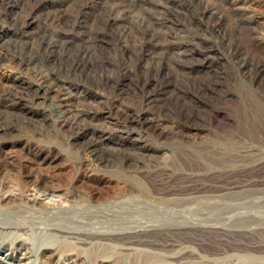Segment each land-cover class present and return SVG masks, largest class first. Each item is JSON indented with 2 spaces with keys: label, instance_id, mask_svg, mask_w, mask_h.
<instances>
[{
  "label": "rangeland",
  "instance_id": "1",
  "mask_svg": "<svg viewBox=\"0 0 264 264\" xmlns=\"http://www.w3.org/2000/svg\"><path fill=\"white\" fill-rule=\"evenodd\" d=\"M162 1L0 0V117L10 123L5 129L0 128V204L12 202L9 196L1 199L8 193L20 192L28 197L35 194L38 196L36 204L21 205L35 225L81 229L88 235H95L91 231L97 229L130 230L148 224H161L159 229L165 232L170 220L153 195L143 193H155L166 187H186L192 178L216 176L215 179L224 184L264 179V91L263 87H252L237 66L242 57L264 65V0L244 3L249 5L247 13L252 14L253 21L260 26V40L245 30V24L238 23L241 19L231 11L229 0H192L186 10L174 12L182 25V29L176 31L178 36L177 33L166 35L160 18ZM203 9L216 12L211 17L210 14L201 16ZM217 21H223L222 31L215 30L213 24ZM145 28L158 37V45L152 49L141 46L139 32ZM236 30L241 31L240 35H232ZM40 36H45L44 44L38 43ZM67 37L77 39L70 40L71 45L65 44L63 38ZM13 42L32 49L41 59L54 56L48 68L77 60L85 42L93 44L94 56L101 64L96 62L91 69L82 67L77 77L74 73L70 75L74 79H84L83 88L95 94L84 96L87 104L99 106L97 101L104 99L134 109L144 106L150 116H155L161 108L158 126L155 130L150 127L141 131V145L132 147L127 142L117 144L120 132L107 120L109 117L94 119L100 129L107 126L104 130L110 140H106V145L111 148L104 151L115 158L113 163L97 162L83 146L88 137L73 134L74 128L64 122L56 107L52 108L49 102L52 90L42 86L34 96H26L27 100L24 97L21 103L6 108L8 94L20 92L18 84L38 85V75L28 66L8 59L11 53L8 44ZM147 96H151V101L146 100ZM203 184L208 185L207 182ZM42 189L52 191L53 199L40 195ZM189 204L192 208L189 214L192 217L200 215L201 202ZM149 232L158 235L154 229ZM198 233L166 232L157 238L212 237L207 234L210 232L200 236ZM43 238L35 240H54ZM247 238L252 239L245 240L259 242L264 247V237L255 234ZM19 242L13 253L23 256L26 252L28 257L14 258L9 264H28L25 261L32 264H104L95 257L109 254L128 264H187L184 261L170 263L169 259L165 261L159 257L158 260L150 249L121 255L112 243L103 246L94 243L73 253L64 241H60L61 246L51 253L49 249L39 248L35 258L31 239ZM220 255L211 258L208 264L252 262L243 253L223 258ZM257 260L262 263L261 258Z\"/></svg>",
  "mask_w": 264,
  "mask_h": 264
},
{
  "label": "bare ground",
  "instance_id": "2",
  "mask_svg": "<svg viewBox=\"0 0 264 264\" xmlns=\"http://www.w3.org/2000/svg\"><path fill=\"white\" fill-rule=\"evenodd\" d=\"M247 1L248 0H229L231 11L239 15L241 20H238L239 21L238 23L245 24L246 25L245 30L250 31V33L254 36L255 39L260 40L261 34H262L260 30V26L256 25V23L253 21L254 20L252 18L253 15L247 13L249 5L244 4ZM191 3H192V0H163L162 1L161 6L159 7L160 8V18L161 20L163 19L161 21V24L164 27H166L165 29L166 35L173 36L175 33H177L176 31L182 29V25L179 22L180 19L179 17L176 16L174 12L186 10L189 7V5H192ZM197 12H200V11L198 10ZM201 12H202L200 14L201 16L202 14L203 15L210 14V17H211V14L213 12H216V10L203 9ZM200 15L197 14L198 19L201 18ZM247 19L249 20L247 21ZM222 22H218V21L215 23L213 22L214 23L213 26L215 30L222 31L224 29L222 28ZM232 32H233L232 35L234 36L240 35L241 33L240 30H236ZM48 34L50 35V33ZM139 35H140L139 38L141 37L140 39H142V42L139 41L141 43V46L147 47V49H152L156 45H158L157 44L158 37L151 30L145 28L143 29V31L139 32ZM177 36H178V33H177ZM44 37L45 36H42L39 39L38 41L39 44H44L43 43ZM67 38H63L64 39L63 41L65 42V44H70V40L72 41L74 39H77L74 37H67ZM78 39H82V37H78ZM161 43H163V41ZM46 45L48 44L46 43ZM92 45H90L88 42L87 43L85 42V46L83 47V49L81 48L82 50L81 57H79L77 60H72L71 62L64 61L63 63L60 62V65H58L57 67L48 68L47 66L48 63L55 60L54 56L47 55L48 56L47 58L41 59L38 57L39 55L37 56L35 51L33 52L32 49L24 45H21L15 42L8 44L11 50V53L7 56L8 59L12 62H17L20 65L28 66V69L30 68L33 71V73H35V75H38L37 77L38 85L32 87V85L24 84V82L18 84L20 88V92H16L15 94L14 93L8 94L7 101L5 102L4 105L7 108L10 105H15L16 103L20 102V100L22 101L24 97L26 99V96L27 98L29 96H34L35 94L40 92L42 86L45 87L46 89L52 90L53 93H51L50 98H49V102L52 104V108L53 106L56 107V110H58V112L62 115L64 122H67L68 126H70L71 128H74L73 134L82 135L86 138L88 137V141H86V143L83 145L87 149V151L90 152L88 154H91L97 162L104 163L107 161H111L113 163V161L115 162V158L111 157L104 151V149L107 147L111 148L110 145H106L107 143L106 140H110V137L108 136L107 132L104 129H108V128L107 126H104V129L103 128L100 129L99 128L100 125L98 126L97 124L98 122L96 123L94 119H97L100 116L109 117V119L107 120H109L111 123L116 125V129L118 130V132H120V138H119V141L117 140V144H122L123 142H127L132 147H136V146L138 147L139 145H141L139 142V139H140L139 136L141 134V131L143 130L145 131L146 128H150V127H152L155 130V127L158 126L159 124V122H157L158 120L157 117L159 114H162V111H160L161 109L160 108L159 110L156 111L157 113L155 114V116L154 115L150 116L146 114L144 110V106H139L137 109H134V108L128 107L127 105L120 104L117 101H113V102L109 101L108 99H107L108 102H106V100L104 99H99L97 101L99 106L88 105L87 101L84 99V96L88 95L92 97V96H95V94L93 92L90 93V91L88 92L87 90L83 88L85 84L84 79H82L81 77L74 79L70 75L74 73L75 77H77L76 73L78 72L80 74L82 67L91 69L94 67L96 62L99 63L98 62L99 60L96 59L98 57L95 58L96 55L94 56V53H93L94 50L91 47ZM54 64H56V62ZM237 66L239 67L242 74L248 78L247 81H249L252 87L256 89L258 87L259 88L263 87V89L261 88V90L264 91V65H259L258 63H254L251 60H247L244 57H242L238 61ZM150 97L147 96L146 100L151 101ZM147 106L152 107L151 104H147ZM0 114H2V112ZM56 116H57V113H56ZM4 120H2V118L0 117V128L1 129H5L6 126L8 127L10 125L9 122H5L6 120L5 121ZM231 124H234V123H231ZM110 127L111 126H109V128ZM121 159L122 158H120L119 160ZM215 177L210 178V179H204V178L193 179L191 177L192 179L188 180L186 187H180V186L179 187H166L163 189L160 188L161 190H157L155 191V193H150V192L143 193L144 195H148V196L149 194L153 195V199L156 202H158V204H160L158 206L161 209V211L167 215V218H168L167 220H170L168 224H171V225L168 226L167 224V227H165L166 228L165 230L167 231L165 232L164 230L159 229L160 228L159 226L161 224L158 226L157 225L150 226L149 224L141 225L140 227H137V228L136 227L131 228V226L129 225L131 228V229L129 228L130 230H124L122 228L121 229L106 228V229H100V230L97 229V230L91 231L92 233L94 232L95 235H91V234L88 235L87 233L81 232L80 231L81 229L77 230V229H71V228H66V227L63 228L57 225H51V226L44 225V227H41V226L35 225V222L31 221V218L27 217V215L24 214V211H26V209H23L21 207L23 203L29 202L32 205L36 204V199L38 198L37 195L34 194L28 197V196H23V194L20 192L8 193L5 196L3 195L1 199L9 196L10 199L12 198V202L8 205L0 204V264H9L10 260L14 258L21 259L23 257L24 258L28 257L26 252L23 253V256H19L13 253V250L14 249L16 250L18 248V245L20 244L19 241H22L23 239H31V242H30L31 248H32L31 252L33 253V256H35V258H36V254L38 253L39 248L49 249L48 251H50L51 253V251L53 252L54 250L56 251V248L58 246H61V244H59L60 241H64L66 243L64 245H68L69 248L72 249L73 253L74 252L78 253V250L88 248L92 246V244L94 243H99L101 246H103L104 244L112 243L118 248V253L121 255H124V254L126 255L136 250L150 249L154 253L155 255L154 257H157V259L159 257L161 259H164L165 261L169 259L168 261L170 263H172V261L173 262H176V261L183 262L184 261V263L187 262V264H208L211 258L214 259L215 257H217L216 256L217 254H221L219 257L223 258L224 256L227 257V255H233V253L234 254L243 253L249 259L252 260L251 264H264V247H262V245L259 242L245 240V239H252V238H247V237H252L255 234L257 236L260 235L264 237V179L262 178V179H256L252 181V180H248L244 178L245 180H242V181L239 180V182L237 180V183L235 182L236 184H224V181L222 183L221 180L215 179ZM228 181H229V178H228ZM203 182H207L208 185H204ZM39 193L40 195H44V197H48V199H53V197L55 196V194L52 191L47 190V189L39 190ZM143 194L142 196H144ZM126 197H129V196H126ZM144 198L146 197L144 196ZM136 201L134 200V202ZM192 201L193 202L199 201L201 202V205H202L201 210H198L200 215L196 214L197 216L195 217H192L189 214L190 210L192 209L189 207L190 205L189 203ZM152 202L153 201H151V203ZM120 203L122 202L120 201ZM139 206L137 207L139 208ZM152 207L154 206L152 205ZM29 208L30 207H28V209ZM204 209L207 211V213H205L206 211H204ZM139 224L140 222L138 223V225ZM151 229L156 230V234L158 235L154 236L155 234L150 233L149 230ZM166 232H170V234L175 233V232H185L188 234L200 232L198 233L199 236L201 233L205 234L207 232H210L211 234L210 233H207V234L212 235V237H209V239L207 238H201V239H195V238L194 239L193 238L192 239L190 238L189 239H182V238L178 239L177 238V239H174V237L173 239L157 238L159 237V235H161L162 233H166ZM46 236L54 239L53 242H48L44 240H41V241L35 240V239H45L43 237H46ZM181 236L182 235H180V237ZM254 251H257L258 254H256ZM88 257L89 255L84 257L85 262L87 261ZM260 258H261L262 263H260L259 260H257ZM95 259L99 260L100 263L103 262L104 264H128V262L126 261L124 262V261H120V260H116L112 258L110 254L96 256ZM161 259L160 261L161 263H163ZM192 262H196V263H192ZM25 263L32 264L31 261H25ZM68 264H74V263L69 262Z\"/></svg>",
  "mask_w": 264,
  "mask_h": 264
}]
</instances>
